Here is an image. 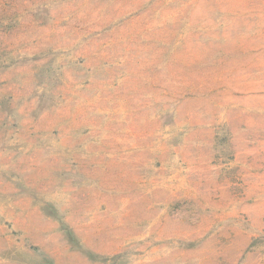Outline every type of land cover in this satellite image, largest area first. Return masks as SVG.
<instances>
[{
	"label": "rangeland",
	"instance_id": "obj_1",
	"mask_svg": "<svg viewBox=\"0 0 264 264\" xmlns=\"http://www.w3.org/2000/svg\"><path fill=\"white\" fill-rule=\"evenodd\" d=\"M0 264H264V0H0Z\"/></svg>",
	"mask_w": 264,
	"mask_h": 264
}]
</instances>
